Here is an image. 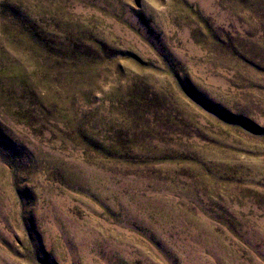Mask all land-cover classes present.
<instances>
[{"label":"rangeland","instance_id":"374dc122","mask_svg":"<svg viewBox=\"0 0 264 264\" xmlns=\"http://www.w3.org/2000/svg\"><path fill=\"white\" fill-rule=\"evenodd\" d=\"M0 264H264V0H0Z\"/></svg>","mask_w":264,"mask_h":264}]
</instances>
